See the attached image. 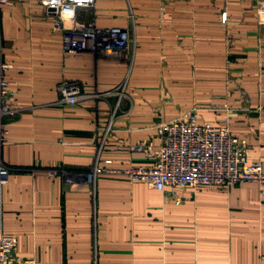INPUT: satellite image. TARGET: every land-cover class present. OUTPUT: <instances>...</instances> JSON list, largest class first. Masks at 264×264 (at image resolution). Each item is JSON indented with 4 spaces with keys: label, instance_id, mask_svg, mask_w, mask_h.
I'll list each match as a JSON object with an SVG mask.
<instances>
[{
    "label": "crops",
    "instance_id": "obj_1",
    "mask_svg": "<svg viewBox=\"0 0 264 264\" xmlns=\"http://www.w3.org/2000/svg\"><path fill=\"white\" fill-rule=\"evenodd\" d=\"M262 2L93 0L91 11L77 10L76 24L130 27V62L68 50L67 32L52 28L37 0L0 7V62L13 111L0 136L8 170L0 234L14 238V258L264 264V186L176 190L185 200L174 204L121 175L90 181L105 160L119 170L148 164L137 146L155 148L156 126L189 110L199 124L225 120L247 145L246 163L264 172V15L256 14ZM61 87L76 90L75 104L60 101Z\"/></svg>",
    "mask_w": 264,
    "mask_h": 264
},
{
    "label": "built area",
    "instance_id": "obj_2",
    "mask_svg": "<svg viewBox=\"0 0 264 264\" xmlns=\"http://www.w3.org/2000/svg\"><path fill=\"white\" fill-rule=\"evenodd\" d=\"M12 2L0 0V7ZM37 4L50 17L53 29L67 32L64 40L68 50L87 48L112 57H121L127 40L125 30L116 27L101 30L93 24L82 25L74 21L77 10L92 9L93 0H37ZM256 14L264 15V0ZM225 17L222 12V23ZM5 69L6 66L0 62V136L3 133V119L13 114L8 104L10 93L3 77ZM59 94L66 104L73 105L77 100V92L73 88L61 87ZM155 137L158 140L155 148L147 142L137 146L149 161L148 164L119 170L111 168L110 162L105 160L103 166L92 169L90 181L99 175H121L130 183L144 184L160 193L163 200L177 204L175 192L185 188L193 189L202 185L227 187L240 183L264 186L261 166L246 163L245 141L231 135L225 123L218 126L199 124L191 111L157 125ZM7 176L8 170L0 162V185L5 183ZM14 247V238L0 234V264H35L31 259L14 258Z\"/></svg>",
    "mask_w": 264,
    "mask_h": 264
},
{
    "label": "rangeland",
    "instance_id": "obj_3",
    "mask_svg": "<svg viewBox=\"0 0 264 264\" xmlns=\"http://www.w3.org/2000/svg\"><path fill=\"white\" fill-rule=\"evenodd\" d=\"M262 5V4H261ZM261 7V6H260ZM259 7V8H260ZM92 8H93V5H92ZM258 8V9H259ZM257 9V10H258ZM256 10V11H257ZM89 11H91V10H89ZM87 23V22H86ZM86 23L85 24H82V25H86ZM87 24H89V23H87ZM90 24H93L92 22H90ZM125 30V32H126V35H127V40H126V44H125V46H124V48H123V52H122V55H121V57L124 59V61L125 62H130L131 61V59H132V55H133V52H134V42H133V39H132V35H131V32H130V30H131V28L129 27V28H127V29H124ZM230 38H231V36H230V34H225V38H224V40H223V42L225 43V45L226 46H228L229 45V43H230ZM162 68V67H161ZM227 69H228V65L227 64H225L224 65V70H225V72H227ZM159 74L163 77V73H162V70L159 72ZM163 79H159V81H158V84L160 85L159 87H160V89L165 93V91H164V87H163ZM229 82L228 81H225L224 82V84H225V88L227 87L226 85L228 84ZM125 88H126V83L124 82L123 84H121L120 86H119V88H118V91H125ZM60 101L62 102V103H65L62 99H61V96H60ZM66 104V103H65ZM192 110H189L188 112H185L184 114H188V113H190ZM184 114H182L181 116H183ZM179 118V117H178ZM177 119V118H176ZM174 120V119H173ZM172 121V120H171ZM223 123H225L226 124V121H222V124ZM227 127V126H226ZM127 183H129V184H135V183H130L129 181H127ZM250 184H252V183H250ZM212 186H214V185H212ZM228 187V186H227ZM196 188V187H195ZM195 188H193V189H191V188H185V189H189V190H194ZM178 197V204L179 203H181L183 200H185L184 198H182V197H180V196H177ZM187 199H191V197H188ZM171 201V200H170ZM171 202H173V201H171ZM174 203V202H173ZM174 204H177V203H174Z\"/></svg>",
    "mask_w": 264,
    "mask_h": 264
}]
</instances>
